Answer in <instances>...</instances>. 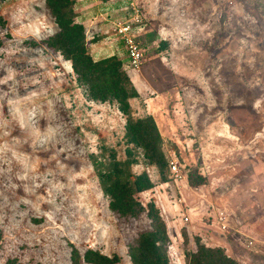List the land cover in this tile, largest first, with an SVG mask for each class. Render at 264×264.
<instances>
[{
    "label": "rangeland",
    "instance_id": "rangeland-1",
    "mask_svg": "<svg viewBox=\"0 0 264 264\" xmlns=\"http://www.w3.org/2000/svg\"><path fill=\"white\" fill-rule=\"evenodd\" d=\"M69 1L93 76L49 0H0V264H133L161 224L169 264H264V0ZM134 7L139 71L117 31ZM116 166L154 184L138 217L111 210Z\"/></svg>",
    "mask_w": 264,
    "mask_h": 264
},
{
    "label": "trees",
    "instance_id": "trees-1",
    "mask_svg": "<svg viewBox=\"0 0 264 264\" xmlns=\"http://www.w3.org/2000/svg\"><path fill=\"white\" fill-rule=\"evenodd\" d=\"M49 5L53 10L52 14L56 16L57 22L61 26L62 34L59 36V40L63 43L62 48L66 56L76 61L75 69L77 72L83 71L81 65H85L87 69L83 71L84 75L93 76L95 72L94 65L85 45L82 44L81 31L69 18L71 13L70 1L49 0ZM118 167L122 166H116L118 169L117 175L109 176L111 187L105 188V192L112 198L110 203L111 210L118 215L132 218L138 217L144 212V207H142L140 201L135 196L143 191L151 190L154 184L147 173L138 176L129 173L126 174L127 178L123 180L121 176L125 173ZM203 181L204 179L200 178L194 184L201 185ZM152 216H155L160 221L158 212L153 210ZM156 228L159 229L139 234L136 246L130 247L129 253L131 254L133 264H169L168 250L167 246H165L168 241L166 238V227L161 224L160 227ZM186 258L187 264L205 263L203 256L199 254H188ZM84 259L86 263L90 264H115V261L118 260L117 257L113 259L95 252H90ZM222 264H233V262L225 259Z\"/></svg>",
    "mask_w": 264,
    "mask_h": 264
},
{
    "label": "built area",
    "instance_id": "built-area-1",
    "mask_svg": "<svg viewBox=\"0 0 264 264\" xmlns=\"http://www.w3.org/2000/svg\"><path fill=\"white\" fill-rule=\"evenodd\" d=\"M131 1V0H129ZM133 5V4H132ZM133 18L131 19L132 23H121L118 25V33L121 37V40L126 47L127 57H128V63L129 68L133 69L134 71H139L142 69L143 64L145 62V52L144 51V44H140L139 40H136L134 35L136 33H139L140 30L143 28L141 27L143 19L142 16L139 15V10L137 8H133ZM171 167V173L173 174L174 178L176 180L182 181L184 176L182 175V172L180 168L177 165L176 161H173L170 164ZM221 213V215H223ZM188 219H185V222H188ZM222 230L224 232H228V220H221Z\"/></svg>",
    "mask_w": 264,
    "mask_h": 264
}]
</instances>
